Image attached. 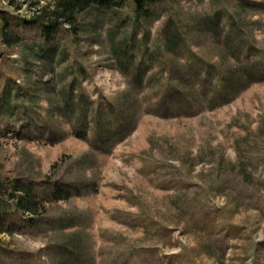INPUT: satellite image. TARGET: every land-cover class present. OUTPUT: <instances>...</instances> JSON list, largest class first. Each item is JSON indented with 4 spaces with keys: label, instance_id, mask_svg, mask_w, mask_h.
Segmentation results:
<instances>
[{
    "label": "rangeland",
    "instance_id": "374dc122",
    "mask_svg": "<svg viewBox=\"0 0 264 264\" xmlns=\"http://www.w3.org/2000/svg\"><path fill=\"white\" fill-rule=\"evenodd\" d=\"M43 5L0 0V184L42 213L2 196L0 264H264V0Z\"/></svg>",
    "mask_w": 264,
    "mask_h": 264
},
{
    "label": "trees",
    "instance_id": "16d2710c",
    "mask_svg": "<svg viewBox=\"0 0 264 264\" xmlns=\"http://www.w3.org/2000/svg\"><path fill=\"white\" fill-rule=\"evenodd\" d=\"M11 1L17 0H10V2ZM21 2L29 3L30 5H38L41 2L45 3L40 10L41 14L45 12L51 14L52 19L49 20L50 24L44 20V14L41 16H34L31 23L37 25L46 34H49L51 28L54 26V22L74 26L78 15L89 9L112 11L130 5L134 10L135 19L150 20L153 15L151 8L161 3L162 0H21ZM0 29L1 39L4 44L10 46L20 42L18 35L9 33L6 26L0 25ZM74 130L75 132L81 131V133H77L79 135H76L78 138H87L88 113L87 108L83 105L81 100ZM102 137L100 132L96 134L98 140ZM8 185L9 186H3L0 184V229L3 230L4 228L1 226L4 220L3 217L8 215L1 201L4 195L10 196L14 200V212L37 215L42 214L40 200L32 182L27 183L20 179H13ZM43 187L49 191L48 195L54 198V200L59 198V196H61L62 199H67L72 193V191H69L67 188L63 190V186H58L56 183L48 182L47 185H43ZM70 187L74 188V186L71 185Z\"/></svg>",
    "mask_w": 264,
    "mask_h": 264
}]
</instances>
